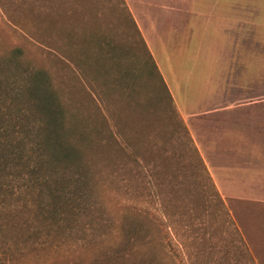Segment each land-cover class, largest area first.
I'll return each instance as SVG.
<instances>
[{
	"label": "rangeland",
	"instance_id": "rangeland-1",
	"mask_svg": "<svg viewBox=\"0 0 264 264\" xmlns=\"http://www.w3.org/2000/svg\"><path fill=\"white\" fill-rule=\"evenodd\" d=\"M0 264H264V0H0Z\"/></svg>",
	"mask_w": 264,
	"mask_h": 264
},
{
	"label": "crops",
	"instance_id": "crops-1",
	"mask_svg": "<svg viewBox=\"0 0 264 264\" xmlns=\"http://www.w3.org/2000/svg\"><path fill=\"white\" fill-rule=\"evenodd\" d=\"M162 3H164V1L162 2ZM189 4H192V3H189ZM195 8H196V5L193 7H191V9H192V12L190 13V12H188V13H186L185 11H187V10H181L180 8H174V7H172V6H170V7H165V6H158V7H156V9L158 10V11H161V12H163L162 14H163V17H166V18H169L170 19V15L169 14H171V13H179V14H186V15H192V16H196L197 18L196 19H198L199 18V16H200V14L198 15V14H193V11L195 12L196 10H195ZM164 13H169V14H164ZM165 15H168V16H165ZM155 17H153L152 18V24H154V22H155V19H154ZM190 18H192V17H190ZM160 19V18H159ZM220 20H222L223 22H219L218 24H212L211 26H214V28L215 29H219V31L224 35V32L227 30V28L228 27H231L232 26V19L230 20V21H225V20H223V19H220ZM163 21H164V25H166L165 24V18L163 19ZM138 22V21H137ZM163 24V22L161 21V22H159L158 21V24ZM138 24H139V22H138ZM151 24V25H152ZM190 26V25H189ZM165 27H167V25L165 26ZM141 28V27H140ZM206 28H211L210 26H208V27H206ZM143 34L145 35V33L143 32ZM144 39H145V42L147 43V45L149 46L150 45V43H149V41L147 40V37H146V35L144 36ZM149 48H150V46H149ZM171 90V89H170ZM173 97H174V95H173Z\"/></svg>",
	"mask_w": 264,
	"mask_h": 264
},
{
	"label": "trees",
	"instance_id": "trees-1",
	"mask_svg": "<svg viewBox=\"0 0 264 264\" xmlns=\"http://www.w3.org/2000/svg\"><path fill=\"white\" fill-rule=\"evenodd\" d=\"M48 116V123L51 124L53 123L55 120H57V117L55 115H52L51 113L47 114ZM55 139L53 137H51V135L48 134V132L46 133V135L44 136V140L42 143H45L44 145H47L51 148V156H50V160L53 164H55V161H59L60 159H67L69 158V153H67V150L65 149H58V153L55 151L56 150V144L52 145L50 144V142H53Z\"/></svg>",
	"mask_w": 264,
	"mask_h": 264
}]
</instances>
